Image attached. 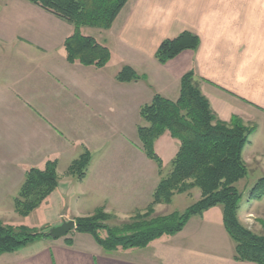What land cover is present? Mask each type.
I'll return each instance as SVG.
<instances>
[{
  "label": "crops",
  "instance_id": "obj_1",
  "mask_svg": "<svg viewBox=\"0 0 264 264\" xmlns=\"http://www.w3.org/2000/svg\"><path fill=\"white\" fill-rule=\"evenodd\" d=\"M32 14L45 27L18 33L0 47V219L5 224L17 218L15 197L29 168L44 169L56 159L58 171L59 159H77L86 149L92 154L86 178L67 175L62 183L59 176L58 188L41 205L52 204V198L63 202L65 196L75 200L74 208H58L54 220L47 221L50 227L100 207L118 216L145 209L158 175L138 135L141 109L156 93L177 100L181 79L190 70L221 120L238 116L256 127L245 159H264V0H128L111 28L81 29L111 50L104 67L69 62L65 40L74 26L48 11ZM184 31L199 36V47L161 64L156 58L161 43ZM126 65L142 78L119 81ZM158 143L175 149L171 159L180 148L168 131L156 140L155 149ZM122 146L131 159L127 168L117 169L106 158L110 148ZM241 193L240 222L264 235V198ZM220 206L144 248L106 251L93 235L75 229L71 235L45 237L3 253L0 264H258L235 259L236 243ZM32 213L18 215L29 218Z\"/></svg>",
  "mask_w": 264,
  "mask_h": 264
},
{
  "label": "trees",
  "instance_id": "obj_2",
  "mask_svg": "<svg viewBox=\"0 0 264 264\" xmlns=\"http://www.w3.org/2000/svg\"><path fill=\"white\" fill-rule=\"evenodd\" d=\"M42 7L74 26L65 40L67 59L71 63L104 67L111 59V50L97 39L82 33V27L109 29L128 0H27ZM198 35L184 31L175 38L165 39L156 52L161 64H166L185 50L199 47ZM119 81L131 82L142 78L131 66H124ZM146 125L138 126L142 150L155 161L160 171L164 160L155 149V142L167 131L180 141V148L171 160V171L164 175L153 192V200L146 212H137L130 222L110 226L111 218L104 207L93 214L78 217L76 231L89 233L106 250L144 248L164 235H174L187 225L193 216L203 215L212 207H223L224 225L236 243L235 259L264 264V235L254 233L238 218L242 193L236 184L248 174L243 151L255 126H247L235 116L221 120L203 94L194 70L181 79L180 96L171 100L156 93L152 101L141 109ZM92 162L86 149L74 159L67 173L83 180ZM58 161L50 159L45 168L31 167L15 197V209L21 216H29L58 188ZM201 190V198L183 212L153 216L156 204H170L177 193L193 188ZM249 198H264V177L250 189ZM106 235H103L102 232ZM49 237L46 231L28 225L5 224L0 219V255L16 251L39 239ZM68 243H72L67 239Z\"/></svg>",
  "mask_w": 264,
  "mask_h": 264
},
{
  "label": "rangeland",
  "instance_id": "obj_3",
  "mask_svg": "<svg viewBox=\"0 0 264 264\" xmlns=\"http://www.w3.org/2000/svg\"><path fill=\"white\" fill-rule=\"evenodd\" d=\"M36 12H46L42 7L37 6L35 4L29 3L27 0H0V47L6 46L7 43H10L14 40V36L18 33L23 34H29L34 33L37 29V31H40L43 27H45L43 24V20L39 18V16H35L32 13ZM71 27V26H70ZM91 29V28H89ZM64 30V29H63ZM70 29H66L64 32H68ZM92 30H84V32H91ZM31 36V35H30ZM32 39H34V36H31ZM36 40V39H34ZM2 49V48H1ZM2 53L4 55V58L7 59V56H9V52H5L2 50ZM141 125H146V122L141 116ZM260 125H262V122L260 121ZM175 141V140H174ZM176 143V142H174ZM124 146H122L119 150L110 148V155L106 159L110 161L114 166V168L119 169L120 167H126L129 163L128 159L130 158L129 150L128 148L123 149ZM164 145L162 143H158L156 145V151L163 157L164 160V166L162 167V170L160 171L159 166L157 163L151 159H149L146 155L145 158L148 159L152 166V169H155L157 171L158 175V183L160 179L168 174L171 169V158L173 157V154L175 152V149H164ZM246 154L245 151H243V158L245 160V163L248 167V174L245 178L241 179L237 184V188L241 192H250V189L254 186V184L262 177H264V159H245ZM71 160L74 159H59V168L58 173L60 176V180L62 183L65 181L67 175L69 163ZM127 168V167H126ZM77 181H82L77 179L76 177L72 176ZM84 180V179H83ZM61 183V182H60ZM201 193V190L197 187L190 189L187 192L184 193H177L174 195L172 204H165L160 203L164 205V207H161L158 209V206L160 204H156L154 207V213L153 216H161V215H167L170 213H173L175 211L183 212L186 208L191 206L192 204L196 203L199 199V194ZM201 198V196H200ZM51 202L52 204H45L43 206H40L37 208L32 215L29 218H23L17 214V218L10 219V224H16L18 223H25L29 225L30 227L33 226L35 228H38L40 230L46 231V233L52 228L51 225L47 222L49 220H54V217L57 216V213L59 212L58 208H64L65 206L70 205V208H74V202L75 200L71 199L68 196H65L64 201L60 202L56 199L52 198ZM153 200V195L151 198L150 203ZM60 202V203H59ZM149 203V204H150ZM148 204V205H149ZM158 205V206H157ZM169 205V206H166ZM83 207V206H81ZM148 207V206H147ZM147 207L143 210H137L133 212L130 215L125 216H118L115 213L108 212L105 208V211L109 214H111V218L107 220L106 222L110 226H121L124 223L130 222L131 219L135 216L137 212H146ZM221 207V206H220ZM168 209L167 212L165 209ZM68 216L73 217L75 213H72L73 211H66ZM94 213V212H93ZM93 213H90L88 215H91ZM88 215H82L78 217H84ZM76 217V218H78ZM75 218V219H76ZM72 219V220H75ZM68 221V220H65ZM73 233V230L70 231L68 234L71 235ZM103 235H106V233L103 231ZM55 239V238H54Z\"/></svg>",
  "mask_w": 264,
  "mask_h": 264
},
{
  "label": "water",
  "instance_id": "obj_4",
  "mask_svg": "<svg viewBox=\"0 0 264 264\" xmlns=\"http://www.w3.org/2000/svg\"><path fill=\"white\" fill-rule=\"evenodd\" d=\"M76 229V221L68 220L63 221L60 225L52 227L48 232L51 238H60L66 236L70 231Z\"/></svg>",
  "mask_w": 264,
  "mask_h": 264
}]
</instances>
